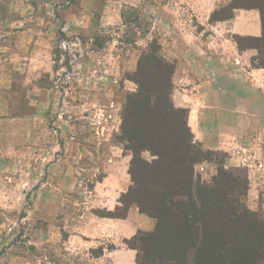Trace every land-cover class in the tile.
Here are the masks:
<instances>
[{
    "label": "rangeland",
    "instance_id": "rangeland-1",
    "mask_svg": "<svg viewBox=\"0 0 264 264\" xmlns=\"http://www.w3.org/2000/svg\"><path fill=\"white\" fill-rule=\"evenodd\" d=\"M150 2L0 0V21H6L0 22V33H7L13 47L19 32L29 35L31 50H39L32 67L48 71L35 83L51 91L44 109L45 143L28 149L0 144V264H109L108 252L115 250L110 238L86 236L91 219L108 214L97 182L126 168L132 184V152L120 134L127 100L138 89L139 64L149 72L150 78L140 79L147 84L159 81L161 61L174 67L165 56L166 34L160 35L159 25L151 29ZM251 3L235 1L244 7ZM255 44L238 42L241 50ZM173 75L169 103L182 111L179 121L188 125L189 109ZM19 80L23 76L14 78L9 92L13 115L29 111ZM191 136L205 158L194 165V180L210 185L222 169L247 177L240 200L249 211L264 215L259 172L251 182L246 163L229 165L226 153L207 149ZM138 152V169L156 159L149 150Z\"/></svg>",
    "mask_w": 264,
    "mask_h": 264
},
{
    "label": "crops",
    "instance_id": "crops-1",
    "mask_svg": "<svg viewBox=\"0 0 264 264\" xmlns=\"http://www.w3.org/2000/svg\"><path fill=\"white\" fill-rule=\"evenodd\" d=\"M232 1L151 0L149 17L152 31L159 25L160 35L167 36L163 50L174 64L173 83L189 109L191 132L207 149L226 153L229 165L246 163L255 183L257 171L264 178V69L254 65L256 49L241 50L234 37L260 38L263 27L257 9L230 7ZM17 39L13 47L7 33H0V144L28 149L45 143L44 109L50 105L51 91L35 83L39 74L48 72L32 67L39 50H31L28 34L19 32ZM21 76L17 86H22L29 111L13 115L16 106L9 92L14 78ZM106 175L97 189L105 208L114 211L130 182L126 168L121 175ZM91 222L86 236L109 237L115 246L108 252L109 264H135L136 252L121 246L137 231L149 232L155 226V220L136 207L124 218L93 217Z\"/></svg>",
    "mask_w": 264,
    "mask_h": 264
},
{
    "label": "trees",
    "instance_id": "trees-1",
    "mask_svg": "<svg viewBox=\"0 0 264 264\" xmlns=\"http://www.w3.org/2000/svg\"><path fill=\"white\" fill-rule=\"evenodd\" d=\"M235 1L230 7L260 12L262 36L234 39L237 45L242 39L256 42L250 48L257 51L256 66L264 69V0L247 7ZM161 62L159 81L152 84L140 81L150 78L149 72L140 64L136 69L138 89L127 100L120 134L132 152V184L120 195L119 207L102 217L124 218L136 207L155 220L152 231L139 230L124 241L136 251L135 264H264V215L240 200L247 177L222 169L210 185L194 180V165L204 153L192 143L187 121H179L182 111L169 103L174 67ZM143 150L156 159L138 169V151Z\"/></svg>",
    "mask_w": 264,
    "mask_h": 264
}]
</instances>
